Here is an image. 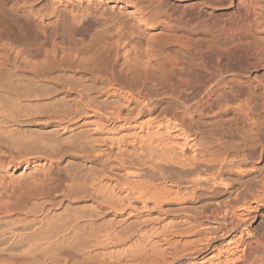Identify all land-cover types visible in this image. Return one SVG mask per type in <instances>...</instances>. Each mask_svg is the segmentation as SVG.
<instances>
[{"label":"bare ground","instance_id":"bare-ground-1","mask_svg":"<svg viewBox=\"0 0 264 264\" xmlns=\"http://www.w3.org/2000/svg\"><path fill=\"white\" fill-rule=\"evenodd\" d=\"M0 264H264V0H0Z\"/></svg>","mask_w":264,"mask_h":264},{"label":"rangeland","instance_id":"rangeland-1","mask_svg":"<svg viewBox=\"0 0 264 264\" xmlns=\"http://www.w3.org/2000/svg\"><path fill=\"white\" fill-rule=\"evenodd\" d=\"M258 223H259V221L256 222V224H258Z\"/></svg>","mask_w":264,"mask_h":264}]
</instances>
